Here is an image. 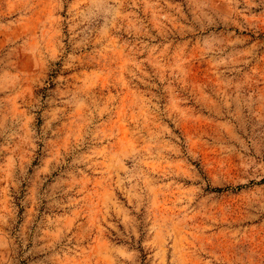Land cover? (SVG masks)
<instances>
[{"label": "rangeland", "instance_id": "obj_1", "mask_svg": "<svg viewBox=\"0 0 264 264\" xmlns=\"http://www.w3.org/2000/svg\"><path fill=\"white\" fill-rule=\"evenodd\" d=\"M0 264H264V0H0Z\"/></svg>", "mask_w": 264, "mask_h": 264}]
</instances>
